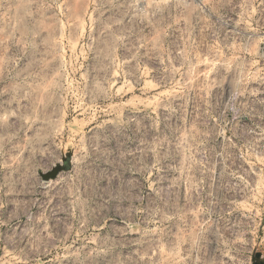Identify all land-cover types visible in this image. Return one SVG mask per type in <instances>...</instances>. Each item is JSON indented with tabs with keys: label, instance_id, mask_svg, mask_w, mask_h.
Masks as SVG:
<instances>
[{
	"label": "rangeland",
	"instance_id": "obj_1",
	"mask_svg": "<svg viewBox=\"0 0 264 264\" xmlns=\"http://www.w3.org/2000/svg\"><path fill=\"white\" fill-rule=\"evenodd\" d=\"M259 261L264 0H0V264Z\"/></svg>",
	"mask_w": 264,
	"mask_h": 264
},
{
	"label": "water",
	"instance_id": "obj_2",
	"mask_svg": "<svg viewBox=\"0 0 264 264\" xmlns=\"http://www.w3.org/2000/svg\"><path fill=\"white\" fill-rule=\"evenodd\" d=\"M58 171V169L53 170V172L50 174L51 176H54L56 174V172ZM256 264H264L263 262H257Z\"/></svg>",
	"mask_w": 264,
	"mask_h": 264
}]
</instances>
